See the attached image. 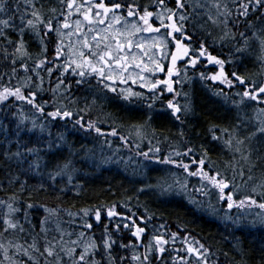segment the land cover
Masks as SVG:
<instances>
[{"label": "snow or ice", "instance_id": "6c2138e0", "mask_svg": "<svg viewBox=\"0 0 264 264\" xmlns=\"http://www.w3.org/2000/svg\"><path fill=\"white\" fill-rule=\"evenodd\" d=\"M254 51L264 75V0H0V264H225L211 245L160 232L164 224L146 236L153 217L137 219L130 199L63 208L64 198L82 196L84 187L75 153L64 133L53 137L52 128L71 122L99 136H118L116 128L104 133L85 121L97 92L129 104L147 100L148 109L165 93L183 96V104L167 100L180 137L173 151L160 155L158 144L169 138L161 140L151 129V113L119 139L126 145L133 135L156 139L157 145L150 140L148 151L136 155L198 177L195 190L205 197L216 190L226 206L224 219L235 229L245 227L246 217L229 215L233 208L258 209L247 226L264 228V79L235 70L236 60ZM192 70L201 81L223 85L213 95L234 110L227 125L207 129L220 151L219 165L183 128L193 103L176 86L190 82ZM77 92L93 97L85 95L80 106ZM191 164L198 167L191 170ZM176 183L187 189V182ZM158 187L167 192L174 185ZM241 190L245 194L235 198ZM36 208L42 209L39 220ZM124 230L131 239H124ZM178 239L182 247H175ZM229 243L235 264H248L241 237L233 232Z\"/></svg>", "mask_w": 264, "mask_h": 264}, {"label": "trees", "instance_id": "16d2710c", "mask_svg": "<svg viewBox=\"0 0 264 264\" xmlns=\"http://www.w3.org/2000/svg\"><path fill=\"white\" fill-rule=\"evenodd\" d=\"M140 2L143 3L145 0H140ZM213 54H217L215 50ZM223 55L227 56V50ZM257 55L258 51H254L243 61L236 60L235 70L246 76L254 74L258 80L264 79V75H260L261 69L256 60ZM198 68L203 69V65ZM208 68L212 69L213 67ZM233 70L232 64L226 65V71L230 73ZM194 71L189 72V76L192 78L190 82L183 84L182 89L181 86H176L178 91L187 92L193 103V113L188 116L187 123L183 125V128L191 143L197 148L200 144H204L209 150L210 159L219 165L221 154L211 142L207 129L212 124L227 125L234 110L221 98L213 95V90L220 88V85L212 84L210 81H201L199 74ZM133 88L135 91L146 92V90L138 89L135 86ZM85 95L91 101L93 93L77 92V96L80 97V106L84 105L83 97ZM95 95L99 99L85 114V121L96 122L104 133L116 128L119 135L116 137L99 136L95 131H88L79 126L74 127L71 122H68L64 127L60 123L55 124L52 128L53 137L61 132L64 133L67 145H70L75 153L76 166L79 169V182L84 187L82 196L74 197L72 193H69L61 206L75 211L76 208L87 206L89 203L117 201L123 204L125 200L130 199V206L136 212L137 219L145 215L153 217L148 224L146 236L153 234L154 228L160 229V225L164 224L166 227L160 229V232H178L182 236H189L190 239L200 240L211 245L225 264H235L233 249L229 243L233 232H235L241 237L248 264H259L261 256L264 254V228L247 226L249 220L245 216V227L235 229L230 221L223 218V212L226 210L225 205L215 201L212 196L205 197L203 194L200 197L196 196L194 191L200 187L197 182L198 177L192 182L187 179L183 180L182 176H187V174L181 168L145 161L142 156L136 155L138 151H148L150 140L152 145H157L156 139L149 136L139 142L133 135L129 138L127 145L119 139L120 135L127 137L132 132V126L143 123L151 113V129L156 130V135L161 140L164 137L169 138V140L158 144L162 149L160 155H167L173 151V146L180 142L177 122L171 116L170 110L167 109V100L173 99V96L165 93L156 101L153 109H148L146 105L149 101L147 100H137L129 104L114 93L97 92ZM146 95L150 94L146 93ZM105 96L108 98L105 99ZM174 99L181 104L184 103L183 96L174 97ZM137 142L140 143L139 149L134 146ZM192 156L198 158V153H193ZM104 157L108 160V165L103 162L106 159L101 160ZM186 158H184V162L190 163L189 158ZM175 172L182 174L174 177L173 173L175 174ZM177 181L187 182V189L180 191V184L176 183ZM160 184H165V186L172 184L174 187L171 191L162 192L158 187ZM140 188L145 190L140 192ZM242 194L244 195L245 192ZM235 198L239 199L240 197L236 195ZM40 200L48 205L57 203L44 197H41ZM209 201L216 211L212 210ZM72 205H75L76 208H72ZM119 211L124 215H129L123 207ZM243 211L256 213L259 210L253 208ZM238 212L236 208H233L229 215L237 216ZM33 213L34 219L39 220L42 216V209H33ZM123 237L131 239L127 230L123 231ZM182 246L178 239L175 247ZM169 247H172L171 243ZM224 252H228L229 256L224 257ZM236 259L239 257L237 256Z\"/></svg>", "mask_w": 264, "mask_h": 264}, {"label": "rangeland", "instance_id": "374dc122", "mask_svg": "<svg viewBox=\"0 0 264 264\" xmlns=\"http://www.w3.org/2000/svg\"><path fill=\"white\" fill-rule=\"evenodd\" d=\"M198 67H202V65H199ZM194 73H198V72H196V71H194ZM223 86V85H222ZM173 99H174V97H173ZM140 142V141H139ZM198 155H199V153H198ZM221 157V156H220ZM103 159H106L105 157L104 158H102L101 160H103ZM187 159V158H186ZM114 161H116L115 159H114ZM218 161V160H217ZM103 162H105V165H108V160L106 159V160H104ZM194 164H191L190 165V167H191V170H195L197 167H198V165H194ZM193 166V167H192ZM180 174H182V173H177V172H175V174L173 173V176L174 177H178V175H180ZM181 179H183V180H188L189 182H192L193 180H195V179H197V177H189V176H182V178ZM197 182L201 185V181L199 180V178L197 179ZM195 192V194H196V196H198V197H200V196H202V194L200 193V192H197L196 190L194 191ZM242 193H244V191L243 190H241L237 195L239 196V197H241V196H243V194ZM210 196H212L213 198H214V200L215 201H217L218 202V193L216 192V190L214 191V189L213 190H211V193L209 194V197ZM224 214V216H223V218L225 217V212H223ZM237 215H243V216H246L247 217V220H249V221H251V220H253V219H256V217H255V213L253 212V211H243L242 213L241 212H238L237 213ZM236 216V215H235Z\"/></svg>", "mask_w": 264, "mask_h": 264}, {"label": "flooded vegetation", "instance_id": "af4514ba", "mask_svg": "<svg viewBox=\"0 0 264 264\" xmlns=\"http://www.w3.org/2000/svg\"><path fill=\"white\" fill-rule=\"evenodd\" d=\"M208 67H212V66L210 65V66H208ZM253 75H254V74H253ZM220 87H224V86L220 85ZM225 91H228V89H225ZM166 94H168V93H166ZM169 95H172V94H169ZM249 103H251V102H249Z\"/></svg>", "mask_w": 264, "mask_h": 264}]
</instances>
